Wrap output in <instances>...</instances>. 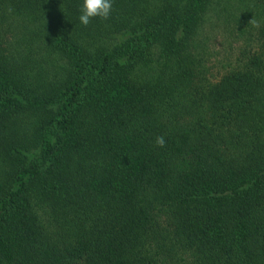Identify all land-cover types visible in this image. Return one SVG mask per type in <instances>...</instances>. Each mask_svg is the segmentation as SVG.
<instances>
[{"label": "trees", "instance_id": "16d2710c", "mask_svg": "<svg viewBox=\"0 0 264 264\" xmlns=\"http://www.w3.org/2000/svg\"><path fill=\"white\" fill-rule=\"evenodd\" d=\"M82 3L0 0V264H264V0Z\"/></svg>", "mask_w": 264, "mask_h": 264}, {"label": "clouds", "instance_id": "9594fccd", "mask_svg": "<svg viewBox=\"0 0 264 264\" xmlns=\"http://www.w3.org/2000/svg\"><path fill=\"white\" fill-rule=\"evenodd\" d=\"M113 11V0H83L79 15L82 25L88 26L93 18L107 20ZM155 143L158 147H165L166 140L163 136H157Z\"/></svg>", "mask_w": 264, "mask_h": 264}]
</instances>
